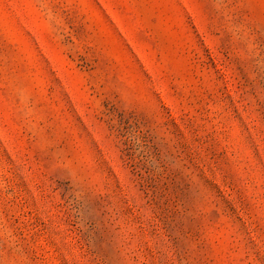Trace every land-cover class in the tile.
Listing matches in <instances>:
<instances>
[{
  "label": "rangeland",
  "instance_id": "obj_1",
  "mask_svg": "<svg viewBox=\"0 0 264 264\" xmlns=\"http://www.w3.org/2000/svg\"><path fill=\"white\" fill-rule=\"evenodd\" d=\"M0 264H264V0H0Z\"/></svg>",
  "mask_w": 264,
  "mask_h": 264
}]
</instances>
